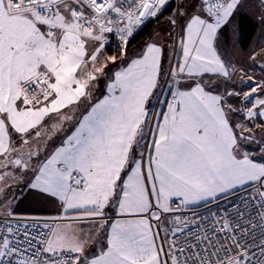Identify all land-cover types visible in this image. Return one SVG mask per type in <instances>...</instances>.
Returning <instances> with one entry per match:
<instances>
[{
	"label": "snow or ice",
	"instance_id": "obj_1",
	"mask_svg": "<svg viewBox=\"0 0 264 264\" xmlns=\"http://www.w3.org/2000/svg\"><path fill=\"white\" fill-rule=\"evenodd\" d=\"M249 10L0 0V264H264V40L227 47Z\"/></svg>",
	"mask_w": 264,
	"mask_h": 264
},
{
	"label": "crops",
	"instance_id": "obj_2",
	"mask_svg": "<svg viewBox=\"0 0 264 264\" xmlns=\"http://www.w3.org/2000/svg\"><path fill=\"white\" fill-rule=\"evenodd\" d=\"M261 40H264V26L256 22L255 13L249 10L248 15L239 17L238 33L235 37L230 38L227 47L231 48L235 45L237 49H243L244 52H247L258 45ZM70 99V96H65L63 103L69 102ZM44 214L50 215V213Z\"/></svg>",
	"mask_w": 264,
	"mask_h": 264
},
{
	"label": "trees",
	"instance_id": "obj_3",
	"mask_svg": "<svg viewBox=\"0 0 264 264\" xmlns=\"http://www.w3.org/2000/svg\"><path fill=\"white\" fill-rule=\"evenodd\" d=\"M155 27V24H149L147 28L144 29L143 32L137 37V42L148 35V33ZM136 43V42H134Z\"/></svg>",
	"mask_w": 264,
	"mask_h": 264
},
{
	"label": "built area",
	"instance_id": "obj_4",
	"mask_svg": "<svg viewBox=\"0 0 264 264\" xmlns=\"http://www.w3.org/2000/svg\"><path fill=\"white\" fill-rule=\"evenodd\" d=\"M25 215H33V214H31V213H25ZM43 215H46V214H43Z\"/></svg>",
	"mask_w": 264,
	"mask_h": 264
}]
</instances>
